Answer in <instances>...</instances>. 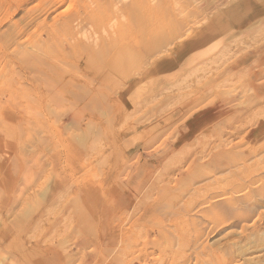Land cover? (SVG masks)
Returning <instances> with one entry per match:
<instances>
[{
	"label": "rangeland",
	"instance_id": "374dc122",
	"mask_svg": "<svg viewBox=\"0 0 264 264\" xmlns=\"http://www.w3.org/2000/svg\"><path fill=\"white\" fill-rule=\"evenodd\" d=\"M7 263L264 264V0H0Z\"/></svg>",
	"mask_w": 264,
	"mask_h": 264
},
{
	"label": "bare ground",
	"instance_id": "6f19581e",
	"mask_svg": "<svg viewBox=\"0 0 264 264\" xmlns=\"http://www.w3.org/2000/svg\"><path fill=\"white\" fill-rule=\"evenodd\" d=\"M145 177H146V176H145ZM147 179H148V180H147ZM149 179H150V178L146 177L145 180L149 181ZM146 183H148V182H146ZM144 184H145V182H144ZM139 185H140L141 188H139V189L136 191L137 193H140V192L143 190L144 186H145V185H144V186H141V183H140ZM10 213H11V212H9V214H10ZM11 215H12V214H11ZM11 217H12V216H11ZM142 251L147 252V247L145 246V247L143 248ZM61 261H62V260H61ZM7 264H8V263H7Z\"/></svg>",
	"mask_w": 264,
	"mask_h": 264
}]
</instances>
